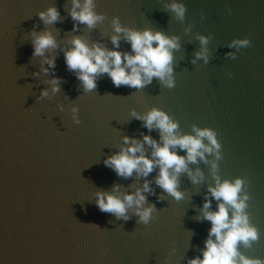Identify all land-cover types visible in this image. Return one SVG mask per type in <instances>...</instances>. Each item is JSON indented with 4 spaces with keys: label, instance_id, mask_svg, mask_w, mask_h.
Masks as SVG:
<instances>
[{
    "label": "water",
    "instance_id": "95a60500",
    "mask_svg": "<svg viewBox=\"0 0 264 264\" xmlns=\"http://www.w3.org/2000/svg\"><path fill=\"white\" fill-rule=\"evenodd\" d=\"M94 2L103 20L74 31L72 0H0V264H186L200 255L210 222L197 217L214 184V156L189 165L202 170L200 183L180 174V201L155 185V171L125 178L103 164L124 146V136L142 139L144 133L159 140L158 129L148 133L131 115L153 107L179 122V134L191 133L193 125L217 132V175L245 178L246 211L259 232L249 245L239 244V252L264 259V0H183L184 20L167 7L172 0ZM49 7L59 10L60 19L46 24L38 13ZM113 17L128 28L178 37L173 88L157 78L142 89L115 87L105 74L96 89L84 91L67 69L64 51L74 37L111 49ZM44 31L56 47L33 56V33ZM199 34L211 36L207 64L192 63L201 49ZM234 38L251 43L235 58L226 57ZM120 50H130L122 34ZM51 58L60 79L57 93L48 83L53 71H42ZM45 88L49 95L39 98ZM73 107L79 124L72 121ZM145 179L154 190L147 203L156 207L149 224L137 222L132 209L123 221L95 206L97 191L118 185L120 193L134 192Z\"/></svg>",
    "mask_w": 264,
    "mask_h": 264
},
{
    "label": "clouds",
    "instance_id": "9594fccd",
    "mask_svg": "<svg viewBox=\"0 0 264 264\" xmlns=\"http://www.w3.org/2000/svg\"><path fill=\"white\" fill-rule=\"evenodd\" d=\"M167 7L179 20H184L186 5L183 0H172ZM74 21L73 30L79 25L94 27L103 20V15L95 11L94 0H72V7L68 10ZM39 18L46 24L60 19V12L56 7H49L38 13ZM114 34L110 37L111 49L100 43L89 45L79 37L71 40V47L64 51L67 69L73 72L82 83L85 92H91L97 87V80L104 76L110 78L115 87L122 85L134 89H142L152 83L153 78L159 79L167 88L175 86L174 51L180 45L178 37L169 36L151 28L143 30L128 28L120 23L119 17H113ZM121 34L130 44V50H120ZM210 35H198L201 49L194 54L192 63L202 60L209 61ZM33 56H44L47 49L56 47L54 36L49 31L39 34L33 33ZM248 38H234L228 43L229 51L226 57L235 58L241 48L248 47ZM48 67L42 68L44 73L53 71L48 82L51 92L60 91V79L55 76V59H46ZM38 75V73H33ZM49 90L41 89L39 98L47 97ZM72 121L79 124L78 109L73 107ZM131 115L142 121V125L150 133L159 130V140L150 134L142 133V139L124 136L123 145L118 152L104 158L103 164L112 169L117 176L130 177L134 173L137 177L147 178L154 171L155 185L174 200L184 199V192L179 188L180 174L187 173L193 184L200 183L204 174L201 169L193 171L189 165L203 161L208 163V155L215 159L211 162V173L214 184H209L204 195L201 215L198 220L210 222L207 238L199 256L191 257L186 264H264V259L246 257L239 252L238 245H249L259 238L258 229L253 225L246 211L249 194L245 191V178L235 177L232 180H221L217 175L216 161L222 158V145L217 132L209 127L193 125L191 133L179 134L176 130L179 122L160 108H151L143 114L132 111ZM145 146L152 149L147 152ZM183 153V154H181ZM152 183L145 179L142 186L134 192L120 193L115 185L111 192L97 191L95 206L101 212L112 214L117 220L131 219L129 209L137 217V222L144 225L154 219L156 207L148 204V196L153 194ZM161 199L163 197H160ZM216 201L215 208L212 207Z\"/></svg>",
    "mask_w": 264,
    "mask_h": 264
}]
</instances>
